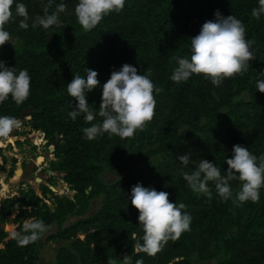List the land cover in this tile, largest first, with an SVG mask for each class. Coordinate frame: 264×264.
I'll use <instances>...</instances> for the list:
<instances>
[{
	"label": "trees",
	"instance_id": "16d2710c",
	"mask_svg": "<svg viewBox=\"0 0 264 264\" xmlns=\"http://www.w3.org/2000/svg\"><path fill=\"white\" fill-rule=\"evenodd\" d=\"M24 3L29 15V28H19V17L5 26L15 43L0 47V61L8 68L26 69L31 77L28 99L15 104L11 97L0 103V116H13L22 121L23 111L30 112L27 125L44 133L48 146L53 145L51 170L63 174V181L74 192L72 198L53 194L41 185L40 194L32 189L20 196L0 200V264H37L42 247L40 239L21 245L15 234H25L23 226L31 218L42 220L57 232L45 242H59L54 264H122L130 255L135 264H193L216 260V264H264V215L255 217L264 196L260 189L258 202L235 201L240 190L231 181L233 198L223 201L209 182L211 199L192 192L182 173L191 172L199 160H207L227 171L225 160L232 157L234 145H241L257 156L264 155V94L257 82L264 80V15H251L258 0H125L122 11L113 12L91 31H84L74 14L78 0H53L51 11L59 3L67 5L59 14V26L33 28L37 15H43L47 0H14ZM232 15L245 27V38L255 43V59L248 70L219 86L201 76L176 83L171 76L177 58H190V39L197 36L214 13ZM49 13V14H50ZM138 69L141 75L151 68L154 85L163 89L155 94V116L143 131L133 138L121 139L104 133L94 140L84 138L83 114L75 120L68 113L76 101L66 87L85 69L98 73L99 86L86 93L89 106L99 108L102 86L112 71L125 65ZM248 99H239L242 94ZM97 117L92 123L100 121ZM2 140V138H0ZM1 152V150H0ZM190 155L187 167L177 159ZM128 157L133 164L144 163L137 174L127 170L119 179L105 184L101 174L114 171ZM2 157L0 172H6ZM13 169L8 171L11 177ZM169 193V201L186 205L191 216L190 230L179 239L170 240L155 256L135 253V237L143 233L138 212L132 207L133 186ZM102 199L101 207L84 217L92 199ZM50 201V204L47 203ZM18 206V207H17ZM77 220L63 228L70 218ZM14 226L9 234L5 227ZM142 242V241H141Z\"/></svg>",
	"mask_w": 264,
	"mask_h": 264
},
{
	"label": "clouds",
	"instance_id": "9594fccd",
	"mask_svg": "<svg viewBox=\"0 0 264 264\" xmlns=\"http://www.w3.org/2000/svg\"><path fill=\"white\" fill-rule=\"evenodd\" d=\"M14 0H0V47L6 43H15L5 26L15 22L19 17V28H29V15L24 3L15 4V14L12 6ZM125 0H78L74 14L77 23L84 31L93 30L110 13L123 10ZM258 7L253 8L251 15L257 19L264 15V0H258ZM53 0H47L43 5V15H37L32 27L42 26L49 29L59 26V14L66 11L67 5L59 3L51 11ZM50 13V14H49ZM214 21H206L197 36L190 39V58H177L176 67L171 80L186 82L192 76H201L219 86L223 80L241 75L248 70L249 61L256 57L251 50L254 41L245 38V27L236 17H223L219 10ZM86 78L77 73L67 84L66 91L75 106L68 113L75 120L83 114L85 123L91 126L83 129L84 138L91 141L104 133L118 136L121 139L133 138L137 131H143L155 116V94L163 89L154 85L150 77L151 68L141 75L138 69L125 64L119 71H112L110 78L102 86L101 102L98 109L89 106L86 93L99 86L98 73L85 69ZM260 75H264L262 72ZM31 77L26 69L8 68L0 61V103L11 97L20 105L30 94ZM258 92L264 94V80L257 82ZM97 117L100 121L92 123ZM21 126V121L13 116H0V138L10 139L11 133ZM188 155L179 156V162L187 167L190 161ZM227 171L221 173L220 167L207 160H199L191 172L182 173L188 188L195 193L206 195L211 199L209 182L215 183L217 195L228 201L233 198L231 181L240 183V190L235 193V201L258 202L260 189L264 187V155L259 158L248 148L234 145L232 157L225 160ZM131 205L138 212V224L143 235L135 237L134 252L155 256L170 240L179 239L190 230L191 216L184 212L186 205L169 201V193L145 188L140 184L132 187L130 193ZM18 207V206H17ZM48 230V226L40 219L31 218L25 221L23 232L15 234L23 246L38 241ZM142 241V242H141ZM107 264H117L116 260H108ZM122 264H133L130 255H124ZM135 264H144L142 259H136Z\"/></svg>",
	"mask_w": 264,
	"mask_h": 264
},
{
	"label": "rangeland",
	"instance_id": "374dc122",
	"mask_svg": "<svg viewBox=\"0 0 264 264\" xmlns=\"http://www.w3.org/2000/svg\"><path fill=\"white\" fill-rule=\"evenodd\" d=\"M247 94H242L239 99H248ZM45 135L41 131L32 130L27 123L21 121V126L11 133L10 139L0 140V164L2 157H6V172H0V200L6 197L20 196V192L32 189L36 194H40L39 187L44 185L54 188L56 192H51L59 196L72 198L74 192L64 183L63 174L51 170V161H54L52 155L53 145L48 146ZM144 163L133 164L130 157L125 159L114 171L105 170L101 174V179L105 184H110L119 179L127 170L133 174L140 172ZM13 169V174L8 177V171ZM50 204V201H47ZM102 199H92L89 209L84 217L92 216L100 207ZM264 215V196L261 205L255 213V217L260 218ZM77 220V217H70L64 224L63 228ZM14 226L5 227L9 234L14 232ZM58 227L52 225L41 236L40 241L43 243L39 251L37 264H54L55 254L62 245L59 242H45L46 236L57 232ZM193 264H216V260L199 261L196 256L191 259Z\"/></svg>",
	"mask_w": 264,
	"mask_h": 264
},
{
	"label": "water",
	"instance_id": "95a60500",
	"mask_svg": "<svg viewBox=\"0 0 264 264\" xmlns=\"http://www.w3.org/2000/svg\"><path fill=\"white\" fill-rule=\"evenodd\" d=\"M29 114H30V112H29L28 110H24V111H23V113H22V115H23L22 122H23V123H27V122H28V120L30 119V117H28ZM50 190H51L52 192H54V193L56 192V190H54V188H50Z\"/></svg>",
	"mask_w": 264,
	"mask_h": 264
}]
</instances>
